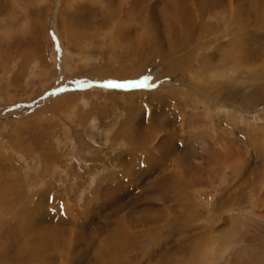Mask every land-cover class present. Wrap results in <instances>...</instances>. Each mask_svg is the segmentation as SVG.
<instances>
[{"label":"rangeland","instance_id":"obj_1","mask_svg":"<svg viewBox=\"0 0 264 264\" xmlns=\"http://www.w3.org/2000/svg\"><path fill=\"white\" fill-rule=\"evenodd\" d=\"M123 2L124 9L128 11L132 7L131 11L133 12H140L139 10L144 8L140 2L134 4V0H124ZM68 4L70 8H68ZM108 5L109 0H0V38L2 39H0V200L2 201L0 208L3 206L6 208L5 213L12 215L17 207L22 209L26 204L30 207L38 206L40 210L44 211L43 208H46L47 212L53 211L54 208L56 211L58 206L61 213L65 214L66 211H69L70 215L76 216V210L82 212L89 205L95 206L96 200L95 202L86 201L90 199L89 196H92L94 187L101 186L102 188L114 183L121 188L124 187L120 193L118 192L119 195L116 194V197H126V201H132L130 206L128 205L122 212L123 217L140 220L145 215L143 212L137 213V209L140 211L144 208L149 210L148 207L153 205H162L166 209L173 207L171 213H164L166 216H173V209H176L174 207L178 208V206H172L177 204L170 201V197L173 196V199H179L177 200L179 203L184 201L204 206L207 208L206 210L209 209L210 216L208 218L212 219L208 223L203 218V213H197V216L189 215L195 222L189 228V232L192 231V239H194L191 248L197 249L201 254L208 250L206 252L209 255L208 264H264V210H262L264 209V150H262L264 143L258 137L259 131L264 129V82L260 81L258 85L254 84L252 89H247L251 84H246V81L231 80L229 75L214 76L213 86L215 88L212 89L213 91L206 90V82L210 84L207 81L209 78L206 77L209 75V71L205 67V62L210 60L205 61L206 54L213 53L216 46V42H208V38L200 42L208 44L202 51L201 57H194L189 63L191 69L189 68L188 72L180 67L176 71L166 74L165 71L171 67L172 63H176V59L162 61L160 56L154 53L150 67L147 70L146 68L139 70L140 76L137 79L121 78L118 76L117 70L118 68L123 69V66L118 61L116 62V58L112 57L111 53H107L113 48L112 35L120 21L111 19L110 22L106 18L104 22L100 21L101 17H107ZM90 10H93L92 13ZM218 11L220 12V9ZM81 13L84 15L80 16ZM220 16L223 17L222 14ZM137 26V21L129 24L128 31L133 37L144 34L142 33L143 29ZM250 32L249 35H251V39L253 38L252 42L246 43L249 35L244 34L242 45L245 48L248 47V44L249 48L254 47V53L259 56L261 51H264V29L258 28ZM86 34H89L88 38L85 37ZM224 39L222 41L228 42L227 37ZM143 45L149 50H155L154 46L146 41L143 42ZM116 50L117 54L122 57L120 48ZM246 55L244 54L241 58L246 59ZM110 64L115 67L116 74L102 77L103 74L96 71L93 77L86 78L88 81L78 80L76 84L69 85L73 79L70 76L77 73L78 70L86 72L93 68L103 69L105 65L110 66ZM186 68L188 69V66ZM198 69L203 71L202 76H200V71L196 72ZM186 72L187 76L184 74ZM206 73L207 75H205ZM199 80L205 82L204 85H200ZM110 83L122 84L124 87H107L106 85ZM151 83L154 84L153 89L169 86L185 93H191V101L185 102V96H182L180 102L171 100L167 102L168 107L166 113L164 112L165 118L171 121L175 114L180 112L178 113L177 127L183 126V131L185 130L184 133H181L180 128L178 129L179 138H182V140L179 139V142L181 145L182 143L184 146L186 145L188 150L184 155L188 157V153H190V157L185 161L189 162L186 161L181 166L179 165L181 172L178 173L179 175L178 171L175 174L171 172L169 181L175 180L176 176L181 177V182L188 186L185 191L186 197L180 191L171 195L169 194L171 190L167 194L165 190H158L154 187L149 189V185L154 186L152 180L161 173L156 170L149 172L157 158L156 150L145 151L134 144L130 146L131 144L127 143L126 137L136 133L139 129L136 125L137 121L130 120L131 106L129 103L131 100L129 98H135L136 105L139 104L140 108L142 105L140 110L142 114H145V117L141 123L143 129L147 131L150 130V125L152 126L155 122L150 115L155 112L158 114L163 112L160 101L154 98L153 92L149 93L152 87H148L152 85ZM224 83L230 87L226 88ZM191 86L196 90L192 91ZM255 87L261 89L257 90L260 91L259 96L257 95L256 100L249 101ZM217 89H222L223 93H218ZM128 90L138 92L145 90L146 95L131 97L127 94ZM79 92L88 94L74 95ZM214 93L215 96L218 94V97L212 96ZM51 96L54 97L53 101L45 100ZM246 100L250 104H246ZM35 104L36 106H34ZM30 106L35 108L31 110ZM9 113L12 114V119L8 117ZM232 116L236 118L235 122L233 121L236 125L233 122H227L228 117L232 118ZM216 119L219 121L217 124ZM201 121L207 122L208 125L203 128ZM244 126L249 127L251 131L253 129L252 132L245 130L248 136H253L252 138L248 139V136L246 137V134L243 133ZM151 128L154 130L155 127ZM219 129L223 132L227 143L235 142V145L233 143L226 144L232 145L231 147L237 151L230 155L231 158H227V156L222 158L224 156L222 151L220 153L209 152L210 154H208V150L201 151L199 141L195 142L193 139L194 135L201 136L207 132L213 134ZM158 137L162 138L163 136L158 134ZM253 140L255 143L251 142ZM258 148L261 151H258ZM205 152L208 154L207 157L203 155ZM200 155L203 159L209 158V165L205 167L201 165L202 163L198 159ZM134 160H138V166L134 164ZM194 167L199 168L200 172L195 174ZM251 168L253 172L250 171L249 176L246 177L242 172L243 169L245 171ZM146 169L147 172H145ZM140 171H143L146 180L147 177H150L149 182L147 181L148 184L150 183L149 185H145L146 182L142 183L137 179L136 176ZM15 174L17 175L15 180H18L19 183L12 180L15 184H10L6 178L15 176ZM199 177L201 182L198 181ZM158 180L160 181L161 178ZM236 188L237 190H235ZM41 195L43 196L41 197ZM179 195L183 197L182 200ZM242 196L246 198H242ZM44 197H48L49 200L46 198L47 201ZM63 199L65 202L62 201ZM100 199L102 200V198ZM227 200L229 201L227 202ZM233 200L236 204L232 202ZM227 205L228 207H226ZM48 206L50 207L48 208ZM132 210L136 212L134 214H137L135 217L129 215ZM177 222L179 220L176 219L169 224L168 227L172 232L164 239L159 237L165 230H169L168 227L164 229L165 225L163 229H156L157 224L147 225L148 227L140 226V230L137 229L141 235L138 249L142 250H140V258L134 264L141 262L142 264H153V260L157 259L159 253H168L170 249L169 255L181 258L184 262L189 260L192 257L190 252L183 253L174 248L175 243L171 236L176 237L179 224ZM217 225H220L222 230H219ZM150 228L154 229L151 231ZM204 228L205 231H203ZM210 228L214 241L208 243L209 236H211ZM215 229L218 232H215ZM197 241L201 242L200 246L196 244ZM158 250L160 252H157ZM134 256H138V254H132V257ZM201 262L197 261L198 264H203Z\"/></svg>","mask_w":264,"mask_h":264},{"label":"bare ground","instance_id":"obj_2","mask_svg":"<svg viewBox=\"0 0 264 264\" xmlns=\"http://www.w3.org/2000/svg\"><path fill=\"white\" fill-rule=\"evenodd\" d=\"M123 1L124 0H109V5H108L109 12H108V10L106 12L107 17H104V15H103L104 18H102L100 16L101 17L100 21H103V22H104L105 18L109 21L111 19L112 20L118 19L120 21L118 27L114 30V35H112V38H113L112 41H114L112 43L113 48H111L109 46V49L110 48L111 49H110V52H107V53H111L110 55L112 57L116 58V62L118 61L120 63V65L123 66V69L118 68V70H117V72H119V74H118L119 77L124 78V79H130V78H136L137 79L140 76V74L138 73L139 70H142L143 68H146V70H147L150 67L151 63L153 62L152 54H154V53L158 54L162 61H166V60H170V59L171 60L176 59V63H174V64L172 63L171 67L169 66L170 67L169 69H167V70L165 69L166 74H168L169 72H172V71H176V69H179L180 67H182L183 70L188 72L189 68H190L189 63L194 59V57L195 58L201 57L202 51L204 50L205 46L208 44V43L203 44L200 42L203 39L208 38V42L209 41H215L216 46L214 48L213 53H211V54L207 53L206 54L207 59L205 61L210 60L211 62L210 61L209 62L204 61L206 64L205 67H207L208 68L207 70L209 71V72L206 71L209 73V75H207V73L205 74V75H207L206 77L209 78V79H207V78L206 79L208 82H210V84H207V82H206V90L211 91L212 89L215 88L213 86V82H215L214 76L222 77L224 75H229L228 77L231 78V80L235 79V80H239V81H242V80L246 81V84L252 85V86L248 85L249 88H247V89H252L253 86L258 85V83L260 81H262V83L264 82V51L260 50L261 55L257 56L256 53H254L255 52L254 47L249 48V44L252 42V39H253V38L251 39V37H250L251 35H249L251 33L250 31L257 30L258 28L261 30L264 29V0H134V4H139V2L141 5L143 4L142 6H144V8L139 10L140 12L131 11L133 9V7L131 10H129L131 12H129L128 10H125L124 5H123V3H124ZM135 1H137V2H135ZM67 6H68V8H70L69 4ZM139 8H141V7H139ZM218 9H220V12L218 11ZM90 11H91L90 13H92L93 10H90ZM219 13H221L223 17H221L220 16L221 14H219ZM82 15H84V13L80 14V16H82ZM213 20H214V22H213ZM133 21L138 22L137 27L140 26L143 29L142 33H144V34L141 33L142 34L141 36H140V34H138V36H136V37H133L130 35V33L128 31V27H129V24ZM138 30H139V28H138ZM244 34L249 35V39L246 40V43L250 42L248 44L247 48L243 47V45H242L243 40H244V36H245ZM86 35L87 36H85V37L88 38L89 34H86ZM226 37H227V40L229 43L227 41H222V39H224ZM229 39H231V40L229 41ZM74 41H75V39H74ZM145 41L148 44H152L154 46L155 50L152 51L151 49L149 50L148 47L145 48L143 45V42L145 43ZM60 43L62 44V42H60ZM76 43H78V42H76ZM118 48H120V51L122 53V55H121L122 57H120L117 54L116 49H118ZM76 50H78V49H76ZM244 54H247L246 59L241 58V56H243ZM239 58H240V60L238 61ZM252 61H254V62L252 63ZM216 62H217V64H216ZM5 64H7V63H5ZM185 66L186 67L188 66V69ZM199 67H201V66H199ZM136 69H138V70L136 71ZM227 70H228V72H227ZM96 71H100V74L101 73L103 74L102 77H109L112 74L117 73V72H115V67H112L111 64H110V66L105 65L103 67V69L93 68L92 70H89L86 72L84 70H82V71L78 70L77 73L70 76V77H73V79L70 81L69 85L76 84V82L78 80H81L82 82L88 81V79H89L88 77H90V76L93 77V75L96 74L95 73ZM197 71H200L201 72L200 76H202L203 71L201 69L196 70V72ZM187 72L184 74L185 75L188 74ZM193 72H195V71H193ZM171 75L173 76V73ZM178 77H180V76H178ZM86 78H88V79H86ZM110 79H111V77H110ZM202 80L201 81L199 80L200 85L201 84L204 85V83H205ZM65 84H66V82H65ZM224 85L226 86V88L230 87V85H228L226 83H224ZM149 86L150 87H148V88H151L152 86H154V84L149 85ZM186 88H188V87H186ZM191 88H192L191 89L192 91L196 90L192 86H191ZM255 88L256 89L253 90L254 92L253 91L251 92L252 95L249 97V99H250L249 101H252L253 99L256 100V97L260 92V91H257L260 88H258V87H255ZM217 90H218V93H220V94L223 93L222 89H217ZM217 90H215V91H217ZM149 93H152V95H154V98L158 99L160 101V105H162L161 107H162L163 112L160 114L155 112V113H152L150 115L151 119L155 122H154V124H152V126L150 125V130L147 131V130L143 129L144 127H142L143 124L141 123V120H143L145 117V114L144 113L142 114L141 110H140L142 108V105L140 108L138 106L139 104L136 105L135 98H129L131 100L129 103V105L131 106V108H130L131 111L129 113L130 114V120L137 121L136 125L139 127L140 130L139 129L137 131L135 130L136 133H132L131 136L126 137V139L128 141L127 143L131 144L130 146H132L134 144V146H137L138 148L143 149L145 151L156 150L157 158L154 160L155 164H152V167H150L149 172H151V170L152 171L156 170L157 172L159 171L161 173H160V175L157 174L156 178L152 180L153 183L152 182L151 183L154 184V186H151V185H149L150 183L149 184L147 183V181L150 180V177H147V180H146L145 177L143 176L144 175L143 171H140V173H138L139 175L136 173L137 174L136 177L142 183L146 182L145 185L148 184L149 189H151L150 187H152V189L154 187V188H157L158 190H165V191H167V194H168L169 190H171V193H169L171 195L175 192L180 191L186 197L185 191H186V188H188V186L181 182V180H180L181 177L176 176L175 180H173L172 182L169 181V180H171V178H169V175L171 174V172L175 174V172L178 171L177 172V174H178L180 172L179 165L181 166L182 164H184L187 161V160L185 161V159L186 158L188 159V157H190V155H189L190 153H188V157L184 155L185 152L188 150L185 147L186 145L184 146L183 143L181 145L179 142L180 138H179L178 129L180 127H177V122H178V118H179L178 113H180V112L175 114V116L173 117L174 119L172 121L170 119H166L165 118L166 116H164V114L166 113V110L168 107L167 102H169L171 100H173V102H175V101L180 102L182 99V96L186 97L185 102L191 101L192 100L191 93L190 92L185 93L181 90H178V89H175L174 87H169V86L168 87L166 86V87L161 88V89L160 88L159 89H153V87H152L150 89ZM80 94L86 95L88 93H86V92H79L76 94L74 93V95H76V96L80 95ZM127 94L130 95L131 97H138L139 95L142 97L143 94L146 95V92H145V90H141V91L139 90V92L134 91V90L133 91L128 90ZM208 95H210V94H208ZM212 96L218 97V94L215 96V93H214V95H212ZM53 99H54L53 96H51L49 98H45L46 101L47 100L53 101ZM247 100H246V104H250V103H247ZM60 103H63V102L60 101ZM34 106H36V104ZM34 106H32V107L30 106L31 110H33L35 108ZM144 111H145V109H144ZM222 112H223V110H222ZM224 113L226 114L225 111H224ZM254 114L256 115L257 113H254ZM21 115H23V114H21ZM25 115L26 114H24L23 116H25ZM191 116H193V115H191ZM234 116L236 117V115H234ZM258 116H259V114H258ZM8 117L10 119H12V114L9 113ZM181 117H182V114H181ZM235 117L234 118H233V116H232V118L228 117L227 122L228 123H231L233 121L235 122V120H236ZM217 123H219V121L216 119V124ZM253 123H255V122H253ZM202 124H203L202 125L203 128H205L208 125L207 122H205V123L202 122ZM228 125L229 124H227V126ZM234 125H236V123H234ZM210 126H212V123H210ZM151 127H155L154 130H152ZM176 127H177V129H176ZM246 128L247 127H245V126L243 128L244 134H246L245 130H250L249 127L247 129ZM180 131H181V133H184L185 130L183 131V126L180 128ZM252 131H253V129H252ZM158 134L162 135L163 137L159 138L160 137L159 136L157 138ZM191 135L193 136V134H191ZM194 136L195 137L193 139H195V142L199 141L198 144L201 146V151H207L208 150L207 151L208 154H210L209 152L220 153L222 151V153L224 155V156H222V158L223 157L226 158V156H227V158H231L232 156H230V155H233L237 152L234 147H231L232 145H230V146L226 145V144H232V143L235 145V142L232 141V143H227L226 139L223 136V132L220 131V129H219V131H216L213 134H210L207 132L204 135L201 134V136H199V135H197V136L194 135ZM247 136L248 135L246 134V137ZM252 137L253 136L249 135L248 139L252 138ZM258 137H260V139L262 140V143H264V129H261V132L259 131ZM183 138H184V136H183ZM191 139H189V140L191 141ZM255 139H257V138H255ZM180 140H182V138ZM246 140H247V138H246ZM251 142H254V140ZM262 145H264V144H262ZM259 149L260 148H258L257 150L261 151ZM262 150H264V149L262 148ZM208 154H206V152H205V154H203V155L205 157H207ZM260 154H261V152H260ZM258 157H260V156H258ZM220 158H221V156H220ZM261 158H262V156H261ZM198 159L202 163L201 165L203 167L209 165V158L203 159V158H201V155H200V158H198ZM256 160H258V158ZM134 161H135L134 164L136 166H138V160H134ZM171 162L174 164H172ZM187 162H189V161H187ZM220 162H221V160H220ZM123 163H125V162H123ZM258 163H260V162H258ZM146 164H147V162H146ZM214 165H216V164H214ZM256 165H258V164H256ZM158 166H160V167L158 168ZM256 167H255V169H256ZM173 170H175V171H173ZM193 170H194L193 172H195V174L200 172L199 168H197V167H194ZM250 171L253 172V169L251 168V169H248L245 171L243 169L242 172L246 177H248ZM145 172H147V169L145 170ZM114 176H116V175H114ZM208 176H209V174H208ZM16 177H17V175L15 174V176H8L6 179H7V181H10V184H15V183H13V181L18 182V180H15ZM158 178L159 179L161 178V180L159 181ZM198 179H199L198 181H200V182L202 181V180H200V177ZM259 179H260V177H259ZM0 182H1V180H0ZM243 182H244V180H243ZM110 184H112V185L105 186L102 188H101V186L100 187L97 186V188L94 187L92 196H89L90 199L89 200L87 199L86 201L92 200L95 202V200H96L95 206L93 204H92V206L89 205L88 207H86L85 210H82V212H78L76 210L75 211L76 216L70 215L69 211H66L65 214L61 213L60 210H58V206H57L56 211H54L55 210V208H54L53 211H49V212H47L48 209L46 210V208H43V209H45V211H46L45 212L44 210H40V208H38V206L35 207V205H34V207H30L28 204H26L24 206V208H22V209H19L17 207L15 209V211L12 213V215H10L9 213H5L6 208H4L2 206L0 208V264H56V262H57V264H131V263L134 264L135 262L138 261L137 259L140 258V256H141L140 250H142L140 248L138 249L139 244H140L139 240H140L141 235H139L140 231H138L137 229H139L140 226H147L150 224H157L156 229H159V228L163 229V226L165 225L164 229H166L169 226V224H171L172 221L176 220V219L179 220V222H177L179 224L178 225L176 224L177 229H178L177 232L175 231L176 237L171 236L174 239V243H175L174 248L179 250V251L181 250L180 252H183V253H189L190 252L192 254V257L189 260L184 262L183 259H181V258H176L171 254L169 255L168 253L171 252V249H170L168 251V253H165V254L163 252L159 253L157 256V259L153 260L154 263L153 262L152 263L153 264H198L197 261L201 262V260H202L201 263L208 264L207 260L209 259V255H208V253H206V252H208V250L207 251L203 250L205 252L201 254L197 251V249L194 250V248H191V246L193 245L194 239H192V236H191L192 231L189 232L190 231L189 228H191V224H193V225L195 224L192 216H197L196 215L197 213H203L204 214L203 218L206 220V222L207 223L210 222L212 218L211 219L208 218V216H210L209 215V209L206 210L207 208H205L204 206L197 205V204H195V205L189 204V203L184 202V201H180V203H179L177 201L179 199H176V198L173 199V197H174L173 196V197H170L171 198L170 201H173V203L175 202L177 204L172 205V206H178V208L174 207L176 209H173V212H172V213H174L173 216L164 215V213H167V214H168V212L171 213V210L173 208L172 206H171L172 208L169 207V209H166L162 205H160V206L153 205V206L148 207L149 210H147L146 208L143 209L144 211L143 210L140 211L137 209V213L143 212L145 215L140 220H135L134 218H129V217H123L124 215H122V212L124 210H126V207L128 205L130 206L132 201L131 200L126 201V197H122V198L116 197L117 196L116 194L118 192L120 193L121 192L120 190L123 189L124 187L121 188V186L115 185L114 183H110ZM245 186L246 185H244V187ZM249 189H251V188L249 187ZM127 190H128V188H127ZM235 190H237V188ZM119 193H118V195H119ZM157 193H159V192H157ZM47 194H48V192H47ZM42 196L43 195H41V197ZM222 196H223V194H222ZM99 197L102 198V200ZM179 197H180V200L183 199V197L181 195H179ZM243 197H245V196H242V198ZM44 198L48 199V197H44ZM127 198H129V197H127ZM39 200L41 201V199H39ZM46 200H45V203H47ZM99 200L101 201V204H100ZM219 200H220V198H219ZM230 200H232V199H230ZM241 200H243V199H241ZM251 200H253V199H251ZM62 201L65 202L64 199ZM97 201H99V202L97 203ZM136 201H138V200H136ZM228 201L229 200H227V202ZM0 202H2V201L0 200ZM232 202H234V200ZM61 203L63 204V202H61ZM89 203H92V202H89ZM98 204H100V205H98ZM149 205H152V204H149ZM228 205L226 207H228ZM21 207H23V206L21 205ZM49 207L50 206H48V208ZM52 208H51V210H52ZM222 208H224V207H222ZM226 209H228V208H226ZM135 210H136V208H135ZM183 210H185L187 212H184ZM204 210H206V211H204ZM256 210H257V208H256ZM262 210H264V209H262ZM178 212H180L181 214H179ZM134 213H136V212L134 210H132V211H130L129 215L131 217H135L137 214H134ZM182 214H185V216H182ZM218 214H219V212H218ZM221 214L222 213L220 212V215ZM189 215H192V216H189ZM221 218H223V217H221ZM219 224H221V223L219 222ZM160 225H162V226H160ZM217 226H219V227H217L219 230H222L220 225H217ZM147 227H146V229H147ZM201 228L203 229V227H201ZM153 229H151V231ZM168 229H169V227H168ZM196 229H198V228H196ZM209 230H210L211 236H209L208 243L212 242V240L214 239V237H212V229L210 228ZM136 231H138V232H136ZM163 231H161V232H163ZM203 231H205V228ZM216 231L217 230L215 229V232ZM171 232L172 231L170 229L165 230L163 233H161L160 237L159 236L158 237L160 239L167 238V236L171 235ZM199 232H201V231H199ZM204 233H206V232H204ZM206 236H207V234H206ZM202 238H203V236H202ZM141 240H142V238H141ZM196 244H198L200 246L201 242L197 241ZM164 245H165V243H164ZM214 245H215V243H214ZM169 246H170V244H169ZM196 247H198V246L196 245ZM174 248H173V250H174ZM157 252H160V251L158 250ZM132 254H134V255L138 254V256L132 257ZM174 255H176V254H174ZM149 258H148V260H149ZM140 264H142V262Z\"/></svg>","mask_w":264,"mask_h":264},{"label":"snow or ice","instance_id":"obj_3","mask_svg":"<svg viewBox=\"0 0 264 264\" xmlns=\"http://www.w3.org/2000/svg\"><path fill=\"white\" fill-rule=\"evenodd\" d=\"M107 87H124L122 84H115V83H110L106 85ZM133 86H141V85H133Z\"/></svg>","mask_w":264,"mask_h":264}]
</instances>
